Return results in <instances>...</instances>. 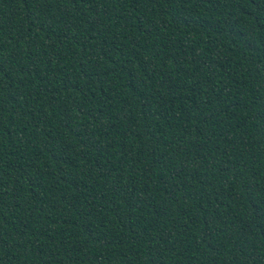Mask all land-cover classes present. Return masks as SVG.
<instances>
[{
  "label": "trees",
  "instance_id": "obj_1",
  "mask_svg": "<svg viewBox=\"0 0 264 264\" xmlns=\"http://www.w3.org/2000/svg\"><path fill=\"white\" fill-rule=\"evenodd\" d=\"M0 264H264V0H0Z\"/></svg>",
  "mask_w": 264,
  "mask_h": 264
}]
</instances>
